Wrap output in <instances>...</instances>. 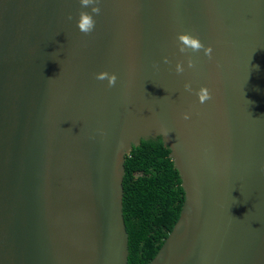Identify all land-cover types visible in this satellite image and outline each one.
<instances>
[{"label": "water", "instance_id": "95a60500", "mask_svg": "<svg viewBox=\"0 0 264 264\" xmlns=\"http://www.w3.org/2000/svg\"><path fill=\"white\" fill-rule=\"evenodd\" d=\"M99 7L85 34L91 4L0 0V264H130L126 156L159 137L185 201L148 264H264V0Z\"/></svg>", "mask_w": 264, "mask_h": 264}, {"label": "trees", "instance_id": "16d2710c", "mask_svg": "<svg viewBox=\"0 0 264 264\" xmlns=\"http://www.w3.org/2000/svg\"><path fill=\"white\" fill-rule=\"evenodd\" d=\"M170 153L159 137L142 139L126 156L124 216L130 264H148L180 217L185 191Z\"/></svg>", "mask_w": 264, "mask_h": 264}, {"label": "clouds", "instance_id": "9594fccd", "mask_svg": "<svg viewBox=\"0 0 264 264\" xmlns=\"http://www.w3.org/2000/svg\"><path fill=\"white\" fill-rule=\"evenodd\" d=\"M80 2L81 5L83 6H87L89 4L92 5L91 12L82 11L78 19L79 30L85 34H88L94 31L95 29L96 19H95V15L93 14H98L101 11L99 7V0H80ZM69 19H71V17H69ZM179 39L183 41L179 49L180 52L182 53L186 52L188 49H192L193 51H199L203 49L204 54L208 56L210 59L212 58L213 55L212 45L211 44L205 45L204 42L201 41L198 36H195L188 32H183V33H179ZM164 61L169 62L167 56L164 57ZM187 64L189 68L194 67V61L191 58L188 59ZM175 70L177 73H183L185 71L184 63L182 61L177 62L175 66ZM117 78L118 77L115 72H109L108 70H103L96 73V79L107 80V83L110 87L116 84ZM184 88L187 90H191V83L186 82ZM196 94L201 104L208 101L212 96L211 90L206 85L201 86ZM190 116H191L190 112L186 111L183 113V118L185 120H188ZM68 130L72 131V128H68Z\"/></svg>", "mask_w": 264, "mask_h": 264}]
</instances>
